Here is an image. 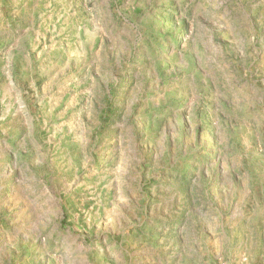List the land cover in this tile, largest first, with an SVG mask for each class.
I'll return each instance as SVG.
<instances>
[{"label":"rangeland","instance_id":"1","mask_svg":"<svg viewBox=\"0 0 264 264\" xmlns=\"http://www.w3.org/2000/svg\"><path fill=\"white\" fill-rule=\"evenodd\" d=\"M0 264H264V0H0Z\"/></svg>","mask_w":264,"mask_h":264}]
</instances>
